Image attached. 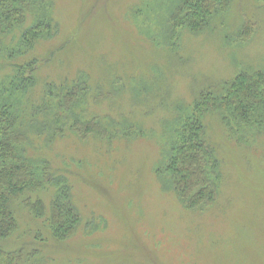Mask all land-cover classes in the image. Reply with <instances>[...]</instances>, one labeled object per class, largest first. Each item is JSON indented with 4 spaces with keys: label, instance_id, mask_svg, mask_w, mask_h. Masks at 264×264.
<instances>
[{
    "label": "rangeland",
    "instance_id": "374dc122",
    "mask_svg": "<svg viewBox=\"0 0 264 264\" xmlns=\"http://www.w3.org/2000/svg\"><path fill=\"white\" fill-rule=\"evenodd\" d=\"M184 1L196 4L29 0L19 26L40 20L50 33L23 47L26 59L3 63L35 64L20 103L27 152L67 182L80 223L38 248L32 233L47 235V220L20 211L27 234L13 247L42 249V264H264V134L237 143L220 116L205 115L221 174L215 200L200 208L185 204L163 171L182 127L207 104L201 96L219 97L240 73L264 72V0H229L205 11L197 29L170 22ZM22 33L5 49H18ZM74 87L84 91L70 105ZM72 121L95 131L84 136ZM56 191L40 194L47 218Z\"/></svg>",
    "mask_w": 264,
    "mask_h": 264
},
{
    "label": "trees",
    "instance_id": "16d2710c",
    "mask_svg": "<svg viewBox=\"0 0 264 264\" xmlns=\"http://www.w3.org/2000/svg\"><path fill=\"white\" fill-rule=\"evenodd\" d=\"M228 1L193 0L195 5L191 4L192 1L188 4L184 1L170 22L174 23V26L185 24L197 29L205 22V11H213L216 6L226 9ZM28 2L29 0H0V70H12L11 74L0 79V264H42V249H38L39 246L45 245L47 238L59 242L66 240L80 223L78 211L70 200L67 182L55 179L58 175L53 173L48 164L35 163L27 152V136L23 129L26 122L23 120L20 103L22 104L26 87L31 84L35 64L3 63L12 56L16 57L15 61L26 59L29 52L23 47L31 48L41 32L45 33L44 35L50 33L49 30L43 31L40 20L36 26L25 30L19 26L25 24L27 6L30 5ZM15 30L23 32L20 43L18 42L20 47L7 50L4 40L13 35ZM78 91L76 87L70 92L66 91L65 98H69L70 105L75 103L79 92L83 93L84 89ZM200 98L206 100L207 104H198L201 110L193 112L187 124L182 127L179 145L172 150L169 163L163 170L173 181L174 189L178 191L184 203L197 208L215 200L217 180L221 174L217 168L219 157L205 133L204 117L209 113L220 116L229 139L237 143H246L251 136L263 135L264 72L240 73L231 83L226 84L223 94L219 97L214 96L213 92H206ZM55 118L57 122H53L61 130L59 122L61 124L62 121L58 117ZM67 118L69 119L68 115ZM74 123L78 126L79 133L84 136L90 131H95L93 124L77 121ZM50 187L57 188L58 191L49 207L47 218V205L40 194ZM32 196H37V199L34 200ZM20 211L29 213L37 221L47 220V235L40 229L32 233L38 248L12 246L16 237L23 239L27 234L26 230L21 232L22 226L18 219Z\"/></svg>",
    "mask_w": 264,
    "mask_h": 264
}]
</instances>
